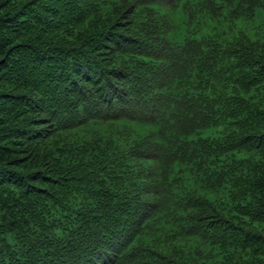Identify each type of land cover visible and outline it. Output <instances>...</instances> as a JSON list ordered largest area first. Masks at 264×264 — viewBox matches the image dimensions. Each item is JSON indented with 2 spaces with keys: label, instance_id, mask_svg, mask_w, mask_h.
Returning <instances> with one entry per match:
<instances>
[{
  "label": "trees",
  "instance_id": "16d2710c",
  "mask_svg": "<svg viewBox=\"0 0 264 264\" xmlns=\"http://www.w3.org/2000/svg\"><path fill=\"white\" fill-rule=\"evenodd\" d=\"M0 264H264V0H0Z\"/></svg>",
  "mask_w": 264,
  "mask_h": 264
}]
</instances>
